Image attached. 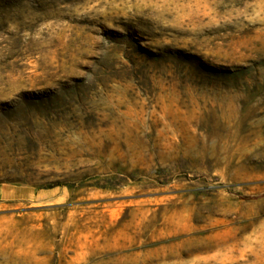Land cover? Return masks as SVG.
Segmentation results:
<instances>
[{
    "label": "rangeland",
    "instance_id": "374dc122",
    "mask_svg": "<svg viewBox=\"0 0 264 264\" xmlns=\"http://www.w3.org/2000/svg\"><path fill=\"white\" fill-rule=\"evenodd\" d=\"M264 264V0H0V263Z\"/></svg>",
    "mask_w": 264,
    "mask_h": 264
},
{
    "label": "bare ground",
    "instance_id": "6f19581e",
    "mask_svg": "<svg viewBox=\"0 0 264 264\" xmlns=\"http://www.w3.org/2000/svg\"><path fill=\"white\" fill-rule=\"evenodd\" d=\"M15 259V258H14ZM21 261L19 260H12L11 261V264H19ZM1 264V263H0ZM2 264H10L7 260H4V262Z\"/></svg>",
    "mask_w": 264,
    "mask_h": 264
}]
</instances>
